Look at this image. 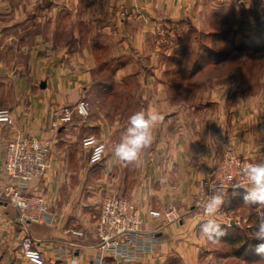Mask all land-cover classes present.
Segmentation results:
<instances>
[{"label":"crops","instance_id":"1","mask_svg":"<svg viewBox=\"0 0 264 264\" xmlns=\"http://www.w3.org/2000/svg\"><path fill=\"white\" fill-rule=\"evenodd\" d=\"M201 1L0 0V110L9 111L12 119L11 126L0 123V264H26L20 255L23 235L48 264H94L95 220L106 196L133 203L140 212L141 238L152 236L155 244L151 254L105 264H213L230 259L227 247L217 237L203 235L201 225L214 220L229 231L243 232L241 225L251 220L250 215L235 218L229 208L201 220L194 205L196 186L216 169L230 146L239 157L264 163V131L255 120L245 119L246 110L226 106L227 89L195 92L188 102L179 78L167 75L165 66L181 64L170 55L179 47L172 42L173 30L183 21L198 19ZM73 21L79 22L77 29L66 33L65 44L55 46L54 28H68ZM79 27L88 32L82 34ZM106 65L115 72L114 85L141 86L136 112L162 117L152 130L151 144L133 163L114 155L129 119L107 122L98 115L88 123L75 115L70 124L50 128L53 111L84 98L95 84L91 71ZM98 87L106 89L100 83ZM112 94L103 92L102 99ZM87 130L107 147L99 165H88V153L81 147ZM15 135L50 141L45 175L27 191L43 199L50 222H20L2 195L8 184L3 172L5 145ZM245 194L246 190L231 192L224 202L245 200ZM168 207L181 213L179 222L165 225L148 215ZM231 215L235 217L228 219Z\"/></svg>","mask_w":264,"mask_h":264},{"label":"rangeland","instance_id":"2","mask_svg":"<svg viewBox=\"0 0 264 264\" xmlns=\"http://www.w3.org/2000/svg\"><path fill=\"white\" fill-rule=\"evenodd\" d=\"M196 12L197 20L183 21L173 30L172 42L179 47L170 55L181 61V64L165 66L167 75L179 78V87L187 101L195 92L204 94L209 88L214 92L220 91L221 88H224V91L227 89L226 106L230 110H246L249 115H245V119L255 120L256 127L264 131V0H214L211 3L203 0ZM78 24V21H73L68 28H65L66 25L63 28L61 24L55 27V46L65 44L69 39L66 33L77 29ZM79 29L83 31L82 34L88 32L87 28ZM82 41L84 42V39ZM75 54L77 53H73V56ZM99 54L101 58L105 55L104 52ZM91 72L95 84L81 99L89 108V115L84 121L93 123L98 115L105 116L107 122L129 119L140 106L137 97L141 86L132 82L114 85L115 72L107 65L96 67ZM124 72L119 74L120 77L124 76ZM209 79L212 81L208 84ZM196 80L197 85L194 84ZM98 83L106 89L102 91ZM103 92L113 94L107 95V99H102ZM82 136V139L88 136L97 138L96 133L91 130L85 131ZM232 147L229 149L235 150ZM229 208L236 217L227 216L228 219H233V216L246 218L256 211V217L241 225L246 234L248 229L255 225L256 218L258 221L264 219V205L257 207L246 203L245 200L230 204L228 200L223 203L221 210L224 209L225 212ZM213 264H264V255L256 254L247 261L230 258L215 261Z\"/></svg>","mask_w":264,"mask_h":264},{"label":"built area","instance_id":"3","mask_svg":"<svg viewBox=\"0 0 264 264\" xmlns=\"http://www.w3.org/2000/svg\"><path fill=\"white\" fill-rule=\"evenodd\" d=\"M75 115L84 121L89 115L88 104L79 100L73 107H62L53 111L51 130L70 124ZM1 122L7 126L12 125L9 111L0 110ZM81 147L88 153V165H99L104 161L107 147L103 141L88 136L82 139ZM49 152L48 139L28 135H15L5 145L3 172L8 184L2 195L16 210L22 223L50 222L43 199L35 193L27 192L29 187L45 175ZM255 163L239 157L233 149H227L223 153L216 169L196 186L194 205L201 220L217 215L229 193L244 191L249 187V182L242 173L248 164ZM237 181L243 187H233ZM213 195L222 196L223 203L215 215L210 216L205 205ZM148 215L153 219H161L165 225L177 223L181 219V213L175 207H168L161 212L150 211ZM141 224L140 212L133 203L116 196L103 197L95 220L98 257L94 264H105L108 260L115 263L131 262L153 253L154 239L152 236L141 238ZM20 255L26 264H48L27 235H23L20 241Z\"/></svg>","mask_w":264,"mask_h":264},{"label":"clouds","instance_id":"4","mask_svg":"<svg viewBox=\"0 0 264 264\" xmlns=\"http://www.w3.org/2000/svg\"><path fill=\"white\" fill-rule=\"evenodd\" d=\"M162 117L157 112L138 111L133 113L128 120L126 134L123 135L114 147V155L122 161L133 163L139 160L140 154L152 142V130L159 123ZM246 176L249 187L246 189L244 199L246 203L264 205V163L248 164L242 173ZM235 188L243 187L237 181ZM223 203V197L213 195L205 205L210 216ZM201 233L210 239H216L222 232L219 224L214 220H206L201 225ZM253 238L260 241L256 246V252L264 255V219L257 225Z\"/></svg>","mask_w":264,"mask_h":264},{"label":"trees","instance_id":"5","mask_svg":"<svg viewBox=\"0 0 264 264\" xmlns=\"http://www.w3.org/2000/svg\"><path fill=\"white\" fill-rule=\"evenodd\" d=\"M264 31L262 32V34ZM264 35V34H263ZM264 41V38L262 39ZM254 214L250 216V219L256 217V211ZM260 221L255 219V225L252 226V229H248L246 234L245 232L238 231L232 232L226 229L223 226H219L220 232L222 235H219L217 238L219 242L227 247L228 255L233 260H241L247 261L248 258L252 259L256 254V246L260 243V241L253 238L257 225ZM228 230V231H227Z\"/></svg>","mask_w":264,"mask_h":264}]
</instances>
